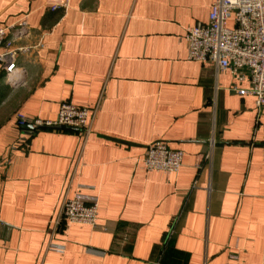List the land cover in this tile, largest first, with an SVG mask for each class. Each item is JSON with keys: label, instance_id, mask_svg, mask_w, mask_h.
<instances>
[{"label": "crops", "instance_id": "crops-1", "mask_svg": "<svg viewBox=\"0 0 264 264\" xmlns=\"http://www.w3.org/2000/svg\"><path fill=\"white\" fill-rule=\"evenodd\" d=\"M213 1L0 0V25L28 21L15 45H41L17 84L0 67V264H264V110L188 58ZM64 101L91 108L88 134L19 126ZM155 140L177 172L143 167ZM77 193L97 225L56 223Z\"/></svg>", "mask_w": 264, "mask_h": 264}, {"label": "built area", "instance_id": "built-area-1", "mask_svg": "<svg viewBox=\"0 0 264 264\" xmlns=\"http://www.w3.org/2000/svg\"><path fill=\"white\" fill-rule=\"evenodd\" d=\"M66 4H51L55 11ZM27 19L24 17L10 25H0V67L6 80L17 84L24 70L19 71V54L33 55L40 43L16 46L15 42L30 36ZM188 43V58L214 64L219 70L229 71L238 82L249 81L250 87L234 89L239 94L253 95L258 109L264 110V0H214L208 21L189 26L185 30ZM14 74V76H13ZM88 106L71 102L61 103L55 122L30 118L19 113V126H59L90 132ZM183 161V151L173 149L163 140L151 142L143 158V167L149 171L177 172ZM99 200L96 196L77 193L62 201L57 224L61 220L69 224L97 225Z\"/></svg>", "mask_w": 264, "mask_h": 264}]
</instances>
